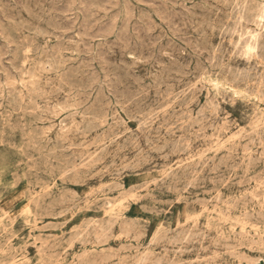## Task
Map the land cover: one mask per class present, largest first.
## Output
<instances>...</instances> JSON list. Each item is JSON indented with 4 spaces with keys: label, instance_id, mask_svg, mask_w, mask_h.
Instances as JSON below:
<instances>
[{
    "label": "rangeland",
    "instance_id": "obj_1",
    "mask_svg": "<svg viewBox=\"0 0 264 264\" xmlns=\"http://www.w3.org/2000/svg\"><path fill=\"white\" fill-rule=\"evenodd\" d=\"M263 19L264 0H0V264H264Z\"/></svg>",
    "mask_w": 264,
    "mask_h": 264
},
{
    "label": "bare ground",
    "instance_id": "obj_2",
    "mask_svg": "<svg viewBox=\"0 0 264 264\" xmlns=\"http://www.w3.org/2000/svg\"><path fill=\"white\" fill-rule=\"evenodd\" d=\"M134 1H135V0H134ZM216 1H217V0H216ZM218 1L220 2V0H218ZM36 2H37V1H36ZM242 2H243V1H242ZM235 3H236V5H237V2H235ZM35 4H36V3H35ZM37 4H39V3H37ZM40 4H41V3H40ZM45 4H46V3H45ZM221 4H222V3H221ZM223 4H224V3H223ZM258 4H259V3H258ZM238 5H239V4H238ZM238 5H237V6H238ZM240 5H241V3H240ZM244 5H245V4H244ZM244 5H243V7H244ZM259 5H260V4H259ZM259 5H258V6H259ZM41 6H42V5H41ZM232 6H233V5H232ZM36 7H37V6H36ZM39 7H40V5H39ZM238 7H239V10H240V9L243 10L242 5H241L242 8H240V6H238ZM238 7H237V8H238ZM215 8H216V7H215ZM237 8H236V10H237ZM261 8H263V7L261 6ZM261 8H260V9H261ZM246 9H247V8H246ZM233 10H235V8H234ZM262 10H263V9H262ZM262 10H261V11H262ZM31 11H32V10H31ZM142 11H143V10H142ZM153 11H154V10H153ZM246 11H247V10H246ZM26 12H27V11H26ZM130 12H131V10H130ZM232 12H233V11H232ZM235 12H236V11H235ZM239 12H240V11H239ZM239 12H238V13H239ZM15 13H16V12H15ZM131 13H132V12H131ZM142 13H143V12H142ZM221 13H222V12H221ZM244 13H245V12H244ZM246 13H248V12H246ZM246 13H245V15L247 16L248 14H246ZM16 14H17V13H16ZM137 14H138V13H137ZM154 14H155V13H154ZM227 14H228V13H227ZM231 14H233V13H231ZM241 14H242V13H241ZM250 14H251V13H250ZM262 14H263V13H262ZM237 15H238V14H237ZM260 15H261V14H260ZM260 15H258V16L260 17ZM10 16H11V15H10ZM22 16H23V15H22ZM26 16H27V15H26ZM238 16L241 17L240 15H238ZM250 16H251V15H250ZM250 16L245 17V19H246V18H249ZM30 17H31V16H30ZM225 17H226V16H225ZM227 17H228V15H227ZM231 17H234V15L231 16ZM252 17H253V16H251V18H252ZM259 17H257V18H259ZM14 18H15V17H14ZM22 18H23V17H22ZM24 18H25V17H24ZM262 18H263V16H262ZM10 19H11V17H10ZM15 19H16V18H15ZM158 19H159V18H158ZM214 19H215V18H214ZM237 19H238V18H237ZM260 19H261V18H260ZM13 20H14V19H13ZM23 20H24V19H23ZM27 20H28V19H27ZM231 20L233 21V19H231ZM241 20H242V17H241ZM263 20H264V19H263ZM212 21H214V20H212ZM234 21L237 22L236 19H235ZM246 21H247V20H246ZM248 21H250V20H248ZM251 21H252L253 24L255 23V22L253 21V19H251ZM16 22H17V21H16ZM23 22H24V21H23ZM23 22H22V23H23ZM218 22H219V21H218ZM230 22H231V21H230ZM236 22H233V23L237 24L238 22H237V23H236ZM240 22H242V21H240ZM30 23H31V22H30ZM212 23H213V22H212ZM216 23H217V22H216ZM225 23H226V22H225ZM261 23H262V22H261ZM28 24H29V22H28ZM226 24H227V23H226ZM235 24H232V25L234 26ZM248 24H249V23H247L246 25H248ZM258 24H259V23H258ZM15 25L17 26V24H15ZM24 25H25V24H24ZM26 25H27V24H26ZM213 25H214V24H212V26H213ZM218 25H219V24H218ZM227 25H228V24H227ZM227 25H225V26L227 27ZM239 25H240V24H239ZM241 25H243V24H241ZM220 26H221V25H219V27H220ZM223 26H224V25H223ZM254 26H256V25H254ZM259 26H260V24H259ZM214 27H215V26H214ZM229 27H230V26H229ZM243 27H244V26H243ZM257 27H258V26H257ZM222 28H224V27H222ZM222 28H221V29L219 28V29L222 30ZM237 28H238V27H237ZM241 28H242V27H241ZM245 28H246V27H245ZM226 29H227V28H226ZM226 29H225V30H226ZM238 29H239V28H238ZM247 29H248V28H247ZM257 29H258V28H257ZM211 30H212V29H211ZM214 30H215V29H214ZM255 30H256V29H255ZM21 31H22V30H21ZM226 31H227V30H226ZM228 31H229V30H228ZM239 31H240V30H239ZM242 31H243V29H242ZM253 31H254V30H253ZM258 31H259V30H258ZM222 32H223V31H222ZM224 32H225V31H224ZM224 32H223L222 34H224ZM231 32H232V31H230V33H231ZM19 33H21V32H19ZM44 33H45V32H44ZM159 33H160V32H159ZM161 33H162V32H161ZM227 33H228V35H229V32H227ZM244 33H245V31H244ZM253 33H254V32H253ZM258 33H260V32H258ZM258 33H257V35H258ZM164 34H165V33H164ZM218 34H219V33H218ZM233 34H234V33H233ZM233 34H232V35H233ZM28 35H29V34H28ZM161 35H162V34H161ZM219 35H220V34H219ZM240 35H241V34H240ZM217 36H218V35H217ZM229 36H230V35H229ZM234 36H235V35H234ZM244 36H245V35H244ZM255 36H256V35H255ZM36 37H37V36H36ZM241 37H242V35H241ZM246 37H247V36H246ZM246 37H245V38H246ZM259 38H262V37H258V40H259ZM41 39H42V38H41ZM231 39H232V38H231ZM243 39H244V38H243ZM247 39H248V38H247ZM254 39H256V38H254ZM263 39H264V38H263ZM237 40H238V39H237ZM237 40H236L235 42H237ZM248 40H249V39H248ZM256 40H257V39H256ZM242 41H243V40H242ZM244 41H245V40H244ZM261 41H262V40H261ZM261 41H260V42H261ZM21 42H22V41H21ZM27 42H28V41H27ZM27 42H26V43H27ZM29 42H30V41H29ZM220 42H221V41H220ZM235 42H233V43H235ZM248 43H249V42H248ZM254 43H255V42H254ZM262 43H264V42H262ZM236 44H237V43H236ZM236 44H234V45L236 46ZM259 44H260V43H259ZM27 45H28V44H27ZM261 45H262V44H261ZM28 46H29V45H28ZM237 46H238V45H237ZM237 46H236V48H237ZM239 46H240V45H239ZM243 46H244V45H243ZM254 46H255V45H254ZM254 46H253V47H254ZM259 46H260V45H259ZM26 47H27V46H26ZM42 47H43V46H42ZM261 47H262V46H261ZM263 47H264V46H263ZM220 48H221V47H220ZM239 48H240V47H239ZM248 48H249V47H248ZM36 49H37V48H36ZM42 49H43V48H42ZM214 49H215V48H214ZM246 49H247V48H246ZM256 49H257V48H256ZM256 49H255V50H256ZM259 49H260V48H259ZM37 50H38V49H37ZM37 50H36V51H37ZM239 50H240V49H239ZM255 50H253V51H255ZM19 51H20V50H19ZM56 51H57V50H56ZM212 51L215 52L213 49H212ZM250 51H251V50H250ZM253 51H252V52H253ZM22 52H23V51H22ZM27 52H30V51H27ZM218 52H219V51H218ZM259 52H260V51H259ZM34 53H35V52H34ZM45 53H46V52H45ZM52 53H53V52H52ZM220 53H221V52H220ZM242 53H243V52H242ZM53 54H54V53H53ZM254 54H255V53H254ZM254 54H252V55H254ZM259 54H260V53H259ZM263 54H264V53H263ZM22 55H23V53H22ZM220 55H223V54L221 53ZM242 55H243V54H242ZM245 55H246V54H245ZM261 55H262V53H261L259 56H260V57L264 56V55H262V56H261ZM26 56H27V55H26ZM216 56H218V55H216ZM238 56H239V54H238ZM254 56H255V55H254ZM17 57H18V56H17ZM17 57H16V58H17ZM19 57H20V56H19ZM40 57H41V56H40ZM240 57H241V56H240ZM248 57H251V55L249 54ZM248 57H247V58H248ZM20 58H21V57H20ZM22 58H23V57H22ZM50 58H51V57H50ZM58 58H59V57H57V60H58ZM216 58H219V57H216ZM247 58H246V59H247ZM251 58H252V57H251ZM255 58H256V57H255ZM48 59H49V58H48ZM52 59H53V58H52ZM214 59H215V58H214ZM262 59H264V58H262ZM18 60H19V59H18ZM28 60H29V59H28ZM41 60H42V58H41ZM66 60H67V59H66ZM68 60H69V59H68ZM259 60H260V59H259ZM60 61H61V60H60ZM215 61L217 62L216 59H215ZM247 61H248V60H247ZM249 61H250V60H249ZM13 63H14V62H13ZM16 63H17V61H16ZM16 63H15V65H16ZM246 63H247V62H246ZM255 63H256V62H255ZM255 63H254V64H255ZM257 63H259V62H257ZM48 64H49V63H48ZM52 64H53V63H52ZM254 64H253V65H254ZM0 65H1V64H0ZM148 65H149V64H148ZM148 65H147V66H148ZM216 65H217V64H216ZM256 65H257V64H256ZM23 66H24V64H23ZM144 66H145V65H144ZM24 67H26V66H24ZM60 67H61V66H60ZM248 67H249V66H248ZM1 68H2V67H1ZM16 68H17V67H16ZM18 68H19V67H18ZM20 68H21V67H20ZM48 68H49V67H48ZM62 68H63V67H62ZM253 68H254V67H253ZM3 69H4V68H3ZM71 69H72V68H71ZM251 69H252V68H251ZM257 69H258V68H257ZM262 69H263V68H262ZM28 70H29V69H28ZM59 70H60V69H59ZM75 70H76V69H75ZM75 70H74V71H75ZM249 70H250V68H249ZM72 71H73V70H72ZM256 71H257V70H256ZM259 71H260V69H259ZM263 71H264V70H263ZM67 72L69 73L70 71L68 70ZM125 72H126V71H125ZM128 72H129V71H128ZM144 73H146V72H144ZM248 73H249V72H248ZM63 74H64V73H63ZM75 74H76V73H75ZM149 74H150V73H149ZM151 74H153V73L151 72ZM254 74H255V73H254ZM256 74H258V73H256ZM256 74H255V76H257ZM61 75H62V73H61ZM80 75H81V74H80ZM83 75H84V74H83ZM119 75L121 76V74H119ZM123 75H124V74H123ZM247 75H248V74H247ZM251 75H252V74H251ZM120 76H119V77H120ZM125 76H126V75H125ZM125 76H124V77H125ZM144 76H145V75H144ZM162 76H163V75H162ZM252 76H253V75H252ZM252 76H250V77H252ZM62 77H63V76H62ZM121 77H122V76H121ZM145 77H146V76H145ZM168 77H169V76H168ZM168 77H167V78H168ZM199 77H200V76H199ZM201 77H202V76H201ZM201 77H200V78H201ZM242 77H243V76H242ZM253 77H254V76H253ZM260 77H261V76H260ZM75 78H76V77H75ZM77 78H78V77H77ZM126 78H128V77H126ZM147 78H148V77H147ZM254 78H255V77H254ZM256 78H257V77H256ZM61 79H62V78H61ZM132 79H133V77H132ZM155 79H156V78H155ZM158 79H159V77H158ZM175 79H176V78H175ZM245 79H246V78H245ZM245 79H244V80H245ZM248 79H249V78H248ZM69 80H70V78H68V81H69ZM73 80H74V79H72V81H73ZM77 80H78V79H77ZM161 80H162V79H161ZM164 80H165V79H164ZM164 80H163V81H164ZM177 80H178V79H177ZM242 80H243V79H242ZM250 80H252V79H250ZM62 81H64V80H62ZM65 81H67V80L65 79ZM65 81H64V82H65ZM74 81H76V80H74ZM125 81H126V80H125ZM159 81H160V80H159ZM170 81H171V80H170ZM201 81H202V80H201ZM248 81H249V80H248ZM256 81H257V80H256ZM69 82H70V81H69ZM156 82L158 83V81H156ZM245 82H246V81H245ZM260 82H262V81H260ZM260 82H258V84H259ZM76 83L78 84V82H76ZM124 83H125V82H124ZM128 83H130V81H129ZM154 83H155V82H154ZM161 83H162V82H161ZM172 83H173V82H172ZM262 83H263V82H262ZM262 83H261V84H262ZM47 84H48V82H47ZM70 84H71V83H70ZM120 84H122V83H120ZM197 84H198V83H197ZM201 84H202V83H201ZM253 84H255V83H253ZM261 84H259V85H261ZM50 85H51V83H50ZM73 85H75L74 82H73ZM73 85H72V86H73ZM133 85H134V84H133ZM163 85H164V84H163ZM165 85H166V84H165ZM167 85H168V84H167ZM187 85H189V84H187ZM256 85H257V84H256ZM61 86H62V84H61ZM68 86H69V85H68ZM79 86H80V85H79ZM119 86H120V85H119ZM137 86H138V85H137ZM141 86H142V84H141ZM141 86H140V87H141ZM253 86H254V85H252V87H253ZM261 86H262V85H261ZM125 87H126V86H125ZM133 87H135V86H133ZM185 87H186V86H185ZM202 87H203V86H202ZM204 87H205V86H204ZM252 87H251V89H252ZM60 88H61V87H60ZM69 88H70V87H69ZM80 88H81V86H80ZM126 88H127V87H126ZM148 88H149V87H148ZM151 88H152V87H151ZM166 88H167V86H166ZM57 89H58V88H57ZM85 89H87V88L85 87ZM168 89H169V88H168ZM200 89H201V88H200ZM246 89H247V88H246ZM251 89H250V91H251ZM59 90H60V89H58V91H59ZM128 90H129V89H128ZM153 90H154L155 92H157V91H156L157 89H156V90L153 89ZM169 90H171V89H169ZM172 90H173V88H172ZM172 90H171V91H172ZM248 90H249V89H248ZM257 90H258V89H257ZM257 90H256V91H257ZM260 90H261V89H260ZM62 91H63V90H62ZM83 91H84V90H83ZM138 91H139V88H138ZM140 91H141V90H140ZM140 91H139V94H140ZM164 91H166V89H165ZM181 91H182V90H181ZM183 91H184V89H183ZM187 91H189V90H187ZM198 91H199V90H198ZM200 91H201V90H200ZM123 92H124V90H123ZM144 92H145V91H144ZM185 92H186V91H185ZM190 92H192V91H190ZM253 92H254V90H253ZM54 93H55V92H54ZM76 93H77V92H76ZM120 93H121V91H120ZM130 93H132V92H130ZM165 93H166V92H164V95H163V96H165ZM169 93H170V92H169ZM181 93H182V92H181ZM192 93H193V92H192ZM254 93H255V92H254ZM254 93H253V94H254ZM257 93H258V91H257ZM60 94H61V93H60ZM136 94H138V93H136ZM136 94H135V95H136ZM149 94H150V93H149ZM155 94H157V93H155ZM160 94H161V93H160ZM261 94H262V92H261ZM140 95H141V94H140ZM140 95H139V96H140ZM144 95H145V94H144ZM158 95H159V94H158ZM178 95H179V94H178ZM178 95H177V96H178ZM188 95H189V94H188ZM258 95H259V97H260V94H258ZM263 95H264V94H263ZM75 96H76V95H75ZM88 96H89V95H88ZM121 96H123V95H121ZM132 96H133V95H132ZM136 96H137V95H136ZM136 96H135V97H136ZM163 96H161V97H163ZM166 96H167V94H166ZM170 96H172V95H170ZM177 96H176V98H177ZM261 96H262V95H261ZM142 97H144V96H142ZM153 97H154V96H153ZM185 97H186V96H185ZM187 97H188V96H187ZM36 98H37V96H36ZM126 98H127V97H126ZM128 98H129V97H128ZM128 98H127V100H128ZM131 98H132V97H131ZM131 98L129 99L130 102H131V100H133V99H131ZM136 98H137V97H136ZM190 98H191V97H190ZM190 98H189V99H190ZM263 98H264V97H263ZM263 98H262V99H263ZM102 99H103V98H102ZM120 99H121V97H120ZM140 99H141V98H140ZM189 99H188V100H189ZM262 99L260 98V100H262ZM162 100H163V99H162ZM172 100H173V98H172ZM184 100H185V99H183V101H184ZM186 100H187V99H186ZM188 100H187V101H188ZM99 101H100V100H99ZM134 101H135V100H134ZM257 101H258V100H257ZM13 102H14V101H13ZM137 102H138V101L136 100V103H137ZM141 102H142V101H141ZM167 102H168V101H167ZM126 103H127V101H126ZM138 103H139V102H138ZM186 103H187V102H186ZM261 103H262V102H261ZM180 104H183V103H180ZM197 104H198V103H197ZM211 104H212V103H211ZM184 105H185V104H184ZM199 106H200V105H199ZM211 106H214V105H211ZM182 107H183V106H182ZM213 108H214V107H213ZM216 109H217V108H216ZM216 109H215V110H216ZM253 109H254V108H253ZM213 110H214V109H213ZM208 111H210V110H208ZM208 111H207V113H208ZM217 111H218V109H217ZM217 111H216V113H217ZM224 111H225V110H224ZM187 112H188V111H187ZM222 112H223V111H222ZM150 113H151V112H150ZM182 113H183V112H182ZM207 113H206V115H208ZM254 113H255V112H254ZM89 114H90V116H91V113H89ZM183 114H184V113H183ZM183 114H182V115H183ZM209 114H211V113H209ZM68 115H69V114H68ZM70 115H72V117H75V115H73V114H70ZM177 115H178V114H177ZM198 115H200V114H197V116H198ZM221 115H223V114H221ZM230 115H231V114H230ZM93 116H94V115H93ZM100 116H101V115H100ZM104 116H105V115H104ZM144 116H145V115H144ZM152 116H153V115H152ZM204 116H205V115H204ZM216 116H218V114H217ZM19 117H20V116H19ZM68 117H69V116H68ZM94 117H95V116H94ZM184 117H185V115H184ZM186 117H187V116H186ZM210 117H211V116H210ZM210 117H209V118H210ZM213 117H214V116H213ZM225 117H227V116H225ZM84 118H86V117H84ZM96 118H99V117L97 116ZM197 118H198V117H197ZM201 118H202V117H201ZM205 118H206V117H205ZM71 119H72V118H71ZM93 119H95V118H93ZM93 119H92V120H93ZM119 119H120V118H119ZM151 119H152V118H151ZM199 119H200V118H199ZM221 119H222V118H221ZM85 120H86V119H85ZM87 120H88V119H87ZM90 120H91V119H90ZM207 120H208V119H207ZM216 120L218 121V119H216ZM88 121H89V120H88ZM88 121H85V122H88ZM201 121H202V120H201ZM219 121H220V120H219ZM226 121H227V120H226ZM226 121H225V122H226ZM98 123H99V122H98ZM121 123H122V122H120V125L122 126ZM123 123H124V122H123ZM211 125H212V124H211ZM237 125H238V124H237ZM87 126H89V125H87ZM97 126H98L97 128H99V125H97ZM22 127H23V126H22ZM94 127H95V126H94ZM94 127H93V129H94ZM118 127H119V125H118ZM122 127H123V126H122ZM211 127L213 128V126H211ZM86 128H89V127H86V125H85V129H86ZM90 128H91V127H90ZM90 128H89V129H90ZM89 129H87V130H88V133L91 131V130L89 131ZM93 129H92V130H93ZM95 129H96V128H95ZM93 131H94V130H93ZM97 131H98V130H97ZM85 132H86V131H85ZM74 133H75V132H74ZM164 134H165V133H164ZM77 135H79V133H78ZM255 135H257V134H255ZM101 136H102V135H101ZM190 137H191V136H190ZM199 138H200V137H199ZM234 138H235V137H234ZM256 138H257V137H256ZM256 138H255V139H256ZM97 139H98V138H97ZM32 140H33V139H32ZM98 140H99V139H98ZM102 140H103V139H102ZM100 141H101V140H100ZM251 141H252V140H251ZM112 142H114V141H112ZM252 142H253V141H252ZM99 143H100V142H99ZM250 143H251V142H250ZM253 143H254V142H253ZM86 144H87V143H86ZM111 145H112V144H111ZM186 145H187V143H186ZM10 146H11V145H10ZM33 146H34V145H33ZM33 146H32V147H33ZM115 146H116V145H115ZM80 147H81V146H80ZM103 147H106V146L103 145ZM118 147H119V145H118ZM85 148H86V147H85ZM106 148H107V147H106ZM176 148H177V147H176ZM187 148H188V147H187ZM224 148H226V147H224ZM103 150H105V149H103ZM107 150H108V149H107ZM107 150H106V151H107ZM137 151H138V150H137ZM39 152H40V151H39ZM249 152H250V151H249ZM188 154H189V153H188ZM263 154H264V153H263ZM146 157H147V156H146ZM113 158H114V157H113ZM164 158H165V157H164ZM142 159H143V158H142ZM251 159H252V158H251ZM93 161H94V160H93ZM143 161H144V160H143ZM94 162H95V161H94ZM141 162H142V161H141ZM133 163H134V162H133ZM136 164H137V163H136ZM136 164H135V166H136ZM248 164H249V163H248ZM133 165H134V164H133ZM137 166H138V164H137ZM127 168H128V167H127ZM194 169H195V168H194ZM196 170H197V167H196ZM175 172H176V171H175ZM187 175H188V174H187ZM187 175H186V176H187ZM110 176H111V175H110ZM176 177H177V176H176ZM18 179H19V178H18ZM198 181H199V180H198ZM189 184H190V183H189ZM115 185H116V183H115ZM190 185H191V184H190ZM173 187H174V186H173ZM186 199H187V198H186ZM210 199H211V198H210ZM213 199H214V198H213ZM213 199H212V200H213ZM236 199H237V198H236ZM212 200H211V201H212ZM214 200L216 201V199H214ZM218 200H219V198H218ZM110 208H112V206H111ZM30 212H31V210H30ZM2 213H3V212H2ZM7 213H8V212H7ZM31 214H32V213H31ZM4 215H5V214H4ZM28 215H29V214H28ZM199 216H200V215H199ZM193 217H194V216H193ZM193 217H192V218H193ZM195 217H196V216H195ZM225 219H227V218H225ZM3 220H4V219H3ZM117 220H118V219H117ZM188 220H189V219H188ZM190 220H191V218H190ZM28 221H29V220H28ZM28 221H27V222H28ZM112 221H113V220H112ZM225 221H226V220H225ZM232 221H233V220H232ZM116 222H117V221H116ZM197 222H198V221H197ZM29 223H30V222H29ZM113 223H114V222H113ZM244 223H245V222H244ZM35 224H37V223H35ZM114 224H115V223H114ZM194 224H196V223H194ZM105 225H106V224H105ZM34 226H36V225H34ZM243 226H244V225H243ZM246 226H247V223H246ZM246 226H245V227H246ZM38 227H39V225H38ZM85 227H87V226H85ZM107 227H108V226H107ZM109 227H110V226H109ZM11 228H12V227H11ZM35 228H36V227H35ZM87 228H88V227H87ZM110 228H111V227H110ZM263 228H264V227H263ZM12 229H13V228H12ZM104 229H105V227H104ZM107 229H108V228H107ZM242 229H243V228H242ZM242 229H241V230H242ZM230 230H232V229H230ZM243 230H244V229H243ZM222 231H223V230H222ZM255 231H256V229H255ZM179 232H180V231H179ZM179 232L177 231V233H179ZM256 232H257V231H256ZM111 233H112V232H111ZM181 233H183V232H181ZM172 234H173V233H172ZM222 234H223V233H222ZM253 234H254V233H253ZM174 235H175V234H174ZM182 235H183V234H182ZM195 235H196V234H195ZM260 235H261V234H260ZM88 236H89V235H88ZM110 236H111V235H110ZM157 236H158V235H157ZM170 236H171V235H170ZM200 236H201V235H200ZM203 237H204V236H203ZM168 238H169V237H168ZM172 238H173V237H172ZM174 238H175V237H174ZM193 238H194V237H193ZM207 238H208V237H207ZM154 239H155V238H154ZM185 239H186V238H185ZM185 239H184V240H185ZM174 240H175V239H174ZM174 240H172V241H174ZM241 240H242V239H241ZM165 242H166V241H165ZM256 242H257V241H256ZM155 243H156V241H155ZM175 244H176V243H175ZM173 245H174V244H173ZM181 245H182V244H181ZM238 245H239V244H238ZM261 245H262V244H261ZM250 248H251V247H250ZM259 248H260V247H259ZM244 249H245V248H244ZM200 250H201V249H200ZM177 251H178V250H177ZM189 251H190V250H189ZM209 252H210V251H209ZM4 253H5V252H4ZM221 253H222V252H221ZM175 254H176V253H175ZM238 255H239V254H238ZM216 256H217V255H216ZM144 257H145V256H144ZM239 257H240V256H239ZM141 259H142V258H141ZM203 259H204V258H203ZM237 259H238V258H237ZM139 264H141V263H139ZM154 264H155V263H154ZM183 264H184V263H183Z\"/></svg>",
    "mask_w": 264,
    "mask_h": 264
}]
</instances>
